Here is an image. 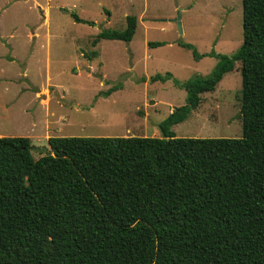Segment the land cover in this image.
Listing matches in <instances>:
<instances>
[{
  "label": "trees",
  "instance_id": "1",
  "mask_svg": "<svg viewBox=\"0 0 264 264\" xmlns=\"http://www.w3.org/2000/svg\"><path fill=\"white\" fill-rule=\"evenodd\" d=\"M242 7L243 42L232 55L178 41L196 60L218 59L210 75L150 76L187 91L160 122V137L51 136L35 158L30 137L0 136V264H264V0ZM126 21L92 44L131 41L137 18ZM236 61L242 135L176 136L172 126Z\"/></svg>",
  "mask_w": 264,
  "mask_h": 264
},
{
  "label": "rangeland",
  "instance_id": "2",
  "mask_svg": "<svg viewBox=\"0 0 264 264\" xmlns=\"http://www.w3.org/2000/svg\"><path fill=\"white\" fill-rule=\"evenodd\" d=\"M128 15L137 18L131 41L92 44L103 28L125 29ZM242 22V0H0V132L30 137L35 158L48 152L51 136L160 137V122L185 103L187 91L150 76L210 75L218 59L196 60L178 41L202 54L232 55L243 42ZM119 83L110 95L101 93ZM241 90L236 61L172 126L175 135L240 137Z\"/></svg>",
  "mask_w": 264,
  "mask_h": 264
},
{
  "label": "crops",
  "instance_id": "3",
  "mask_svg": "<svg viewBox=\"0 0 264 264\" xmlns=\"http://www.w3.org/2000/svg\"><path fill=\"white\" fill-rule=\"evenodd\" d=\"M6 79H7V78H6ZM8 103H9V102H8ZM11 104H12V103H9V105L7 106L6 103L4 102L3 105H2V107L6 108V109H9V108L11 109V106H12ZM0 136H8V135H5V133H1V132H0Z\"/></svg>",
  "mask_w": 264,
  "mask_h": 264
},
{
  "label": "water",
  "instance_id": "4",
  "mask_svg": "<svg viewBox=\"0 0 264 264\" xmlns=\"http://www.w3.org/2000/svg\"><path fill=\"white\" fill-rule=\"evenodd\" d=\"M175 20L178 22V25L180 27V32L182 33L183 30L181 28L182 26H181V21H180L181 20V15L179 17H177Z\"/></svg>",
  "mask_w": 264,
  "mask_h": 264
}]
</instances>
